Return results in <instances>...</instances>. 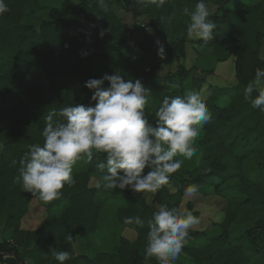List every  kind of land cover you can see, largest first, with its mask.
<instances>
[{"label":"trees","instance_id":"obj_1","mask_svg":"<svg viewBox=\"0 0 264 264\" xmlns=\"http://www.w3.org/2000/svg\"><path fill=\"white\" fill-rule=\"evenodd\" d=\"M232 1L205 0L217 7L209 17L216 24L214 37L196 40L212 52L216 63L235 58L236 84L217 86L192 75L197 63L191 68L178 64L166 74L158 71L186 57L190 18L183 9L193 10L198 0H167L160 8L147 0H105L107 11L98 0H62L59 7L41 0H5L9 10L0 14V227L11 249L5 250L2 242L0 252L16 253L26 264L27 259L32 264H59L53 251L70 253L65 264H157L155 258L145 259L147 221L159 204L182 209L187 189L193 187L194 193L220 197L227 206L211 231L189 230L191 241L171 264H186L185 255L190 264H264V112L252 108L244 96L255 70L264 68V0H245L243 7L224 9ZM114 5L135 19H147L146 25L124 22ZM161 45L166 53L162 59ZM115 73L126 81L140 79L149 89L144 111L152 123L165 97L183 96L188 89L200 93L209 88L201 98L211 119L201 128L200 161L170 174L151 203L144 192L118 188L124 201L117 219L136 238L120 234L113 249L86 252L83 239L99 226L102 205L96 197L108 190L103 186L106 169L96 166L106 161V154L94 153L90 162L83 157L73 165L75 182L65 184L60 196L45 205V217L38 224L36 218L33 228H24L22 222L34 215L31 209L39 197L22 190L18 168L29 145H43L50 112L69 105L94 106V90L85 82ZM94 178L99 188L92 185ZM186 209L193 210L191 202ZM136 216L143 227L125 223V218ZM68 234L73 235L71 243L65 241ZM0 260L20 264L12 256Z\"/></svg>","mask_w":264,"mask_h":264},{"label":"clouds","instance_id":"obj_2","mask_svg":"<svg viewBox=\"0 0 264 264\" xmlns=\"http://www.w3.org/2000/svg\"><path fill=\"white\" fill-rule=\"evenodd\" d=\"M137 2L144 4L146 0ZM147 2L160 8L167 0ZM98 4L107 11L105 0H98ZM8 10L5 0H0V14ZM183 13L190 18L186 28L189 39H213L216 24L209 19L212 13L205 0H198L193 10L185 7ZM158 54L161 59L166 55L162 45ZM85 86L94 90L91 100L95 105H69L50 112L42 130L43 145H29V151L19 162L17 179L22 190L43 202L57 199L65 184H73V165L83 157L90 162L94 153L106 154V161L96 165L106 169L105 188L154 193L181 167L177 155L187 159L194 156L195 140L211 119L207 104L198 92L190 89L183 96L165 97L152 123L144 111L149 89L140 79L126 81L119 73L105 74L99 79H88ZM244 96L252 108L264 112V68L255 70ZM146 168L149 171L145 173ZM187 191L193 192L195 188L189 187ZM133 222L144 226L139 216L125 218V223ZM196 223L198 220L191 211L159 204L147 221L145 259L171 264L180 256L188 242L189 230ZM72 240V234L65 236L67 243ZM53 256L59 264L71 259L68 251H53Z\"/></svg>","mask_w":264,"mask_h":264},{"label":"rangeland","instance_id":"obj_3","mask_svg":"<svg viewBox=\"0 0 264 264\" xmlns=\"http://www.w3.org/2000/svg\"><path fill=\"white\" fill-rule=\"evenodd\" d=\"M41 2L45 5L52 7H59L62 4V0H41ZM245 2V0H235L230 2L228 6L226 5L224 9L243 7L245 5ZM113 7L114 10L123 18L124 22L130 24L131 26H133L134 24L145 26V23L148 21L147 19H144L142 17L139 19H135L132 14L125 12L121 7L117 5H114ZM208 8L212 13L216 10L217 7L214 5H208ZM153 35L156 40V43L157 41L161 43L160 39L155 34ZM195 63H197V70H193L192 75L205 78L208 84H213L217 86H231L236 84L234 71L235 58L231 57L226 62L216 63L212 52L207 50L205 47H202L197 44L195 39L188 38V42L186 45V57L184 59H181L180 61H176L173 64L169 65V67H167V71L175 70L178 64H183L187 68H191ZM212 68L214 69V72L212 74L208 73V71ZM167 71H164L163 73H167ZM208 93H210L209 88H204L203 91H201L199 94L201 97H205ZM201 136L202 130H200V134L195 140V154L191 159H187L181 155L180 160L182 161L181 165L183 168L191 169L192 166L196 165L200 161L202 157L201 152L199 150V141ZM97 184H100V181L99 179L94 178L92 181V185ZM146 196L148 197V192L146 193ZM96 199L102 205L101 215L99 218V226L92 237H87L83 239L82 243L84 246V251L86 252H98L104 249H113L116 243V238L120 232L119 229L122 226L117 219L116 213L117 209L123 204V193L118 188L108 189L107 191L101 190L99 191ZM188 202H191L193 206V210L191 212L193 216L196 217L198 220V223L194 224L191 227V229L195 230L204 229L211 231L214 222H219L223 218L227 206L226 201L220 197H205L194 192H188L185 195L183 199L182 209H186ZM47 203L48 202H43L40 199L34 201L31 210L32 212H34L35 217L38 219L36 221L37 224L38 222H40L42 217H45L46 215L45 205ZM194 212L197 213L195 214ZM36 223L33 226H35ZM23 226H25V224ZM2 242H4L5 250L11 249L9 239L3 233V227H0V243ZM75 249L77 251L79 250L78 242L75 244ZM185 257L186 264H190L191 260L186 255ZM27 263L32 264V261L30 259H27ZM0 264L8 263H4L0 260Z\"/></svg>","mask_w":264,"mask_h":264},{"label":"crops","instance_id":"obj_4","mask_svg":"<svg viewBox=\"0 0 264 264\" xmlns=\"http://www.w3.org/2000/svg\"><path fill=\"white\" fill-rule=\"evenodd\" d=\"M208 6V5H207ZM176 62V61H175ZM174 63V62H173ZM172 63V64H173ZM169 65L171 64H163L160 68H159V73L161 74H166V73H163L164 71H167V67H169ZM171 71V70H169ZM167 71V72H169ZM174 71V70H173ZM146 170H149L146 168ZM146 193L147 191L144 192V196L145 198L147 199L148 203H151L152 202V199H153V193L152 192H148V197L146 196ZM101 215V214H100ZM100 218V217H99ZM36 220V217L32 214H29L26 218L23 219V222H22V225L25 224V226L23 227H26V228H33L34 226V222ZM27 225V226H26ZM28 226H31V227H28ZM120 232H119V235L120 234H123L124 236H126L127 238H129L130 240H134L136 238V233L133 231V230H130L128 228H123L121 226V228L119 229ZM80 248V247H79ZM105 250V249H104Z\"/></svg>","mask_w":264,"mask_h":264},{"label":"water","instance_id":"obj_5","mask_svg":"<svg viewBox=\"0 0 264 264\" xmlns=\"http://www.w3.org/2000/svg\"><path fill=\"white\" fill-rule=\"evenodd\" d=\"M14 257L16 258L20 264H26L24 260H22L16 253H3V252H0V259H3V258H6V257Z\"/></svg>","mask_w":264,"mask_h":264},{"label":"built area","instance_id":"obj_6","mask_svg":"<svg viewBox=\"0 0 264 264\" xmlns=\"http://www.w3.org/2000/svg\"><path fill=\"white\" fill-rule=\"evenodd\" d=\"M144 26V25H143Z\"/></svg>","mask_w":264,"mask_h":264}]
</instances>
